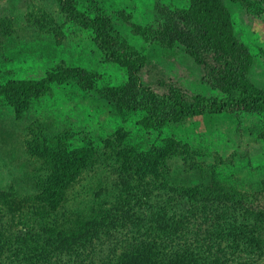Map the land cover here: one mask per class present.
Returning <instances> with one entry per match:
<instances>
[{
    "label": "rangeland",
    "instance_id": "374dc122",
    "mask_svg": "<svg viewBox=\"0 0 264 264\" xmlns=\"http://www.w3.org/2000/svg\"><path fill=\"white\" fill-rule=\"evenodd\" d=\"M222 2L236 37L253 56L249 80L264 90V0ZM76 3L90 15L108 16L120 44L146 58L141 84L157 95H166L174 88L189 98L223 96L184 47L162 45L156 39L164 13L187 8L189 0ZM59 66L97 74L94 89L84 90L74 81L53 85L45 96L17 112L11 100L0 101V192L12 193L9 201H13L14 211L9 216L16 221L13 231L22 228L17 204L34 203L50 179L56 159H76L79 151L93 153L66 190L56 216L63 214L77 223L88 216L83 212L85 205L97 200L100 189L117 193L113 181L126 177L121 170L117 173L121 149L148 150L164 145L167 139H173L182 151L167 161L163 170L167 181L180 187L204 186L236 193L231 197H243L252 205L254 225L264 227V113L234 109L189 117L160 131L145 130L138 126L142 112H118L100 97L102 88L123 85L127 72L105 60L88 29L71 21L54 0H0V85L9 80H39ZM119 128L126 133L124 141L119 148L104 149L108 141L119 145L115 134ZM129 182L134 188L139 186L137 179ZM91 260L89 255L86 264Z\"/></svg>",
    "mask_w": 264,
    "mask_h": 264
},
{
    "label": "trees",
    "instance_id": "16d2710c",
    "mask_svg": "<svg viewBox=\"0 0 264 264\" xmlns=\"http://www.w3.org/2000/svg\"><path fill=\"white\" fill-rule=\"evenodd\" d=\"M54 3L71 21L91 32L105 60L126 69L123 85L106 86L99 94L118 112H142L138 126L143 129L160 131L189 117L234 109L264 113V90L249 80L253 56L236 37L222 0H189L187 8L164 13L156 32L160 44L185 48L223 95L220 98H189L174 88L157 95L141 84L146 58L120 44L108 16L81 11L76 0ZM97 79V74L85 69L59 66L39 80L1 84L0 101L11 100L17 112L45 96L53 85L74 81L92 90ZM115 134L119 145L108 141L104 149L119 148L126 133L119 128ZM121 150L117 173L121 170L126 177L118 175V181H113L117 193L100 189L97 200L85 205L83 212L88 216L77 223L69 216H56L66 190L93 153L79 151L76 159L55 160L54 171L34 203L16 206L21 230L13 231L16 221L9 216L14 211L9 201L12 193L0 192L4 201L0 204V264H86L89 255L93 260L88 264H264V227L254 225L248 200H235L231 196L236 193L222 188L180 187L165 179L167 161L182 152L173 139L148 150ZM136 179L139 186L134 188L129 181ZM105 243L107 247L102 248Z\"/></svg>",
    "mask_w": 264,
    "mask_h": 264
}]
</instances>
